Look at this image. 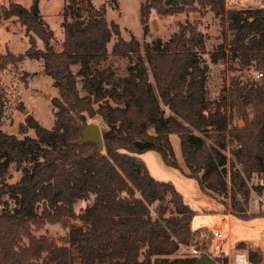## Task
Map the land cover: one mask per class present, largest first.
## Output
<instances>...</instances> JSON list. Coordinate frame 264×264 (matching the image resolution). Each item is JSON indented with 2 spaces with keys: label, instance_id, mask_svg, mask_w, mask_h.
<instances>
[{
  "label": "trees",
  "instance_id": "16d2710c",
  "mask_svg": "<svg viewBox=\"0 0 264 264\" xmlns=\"http://www.w3.org/2000/svg\"><path fill=\"white\" fill-rule=\"evenodd\" d=\"M81 1L92 6V0H66L61 51L52 46L54 32L39 15L18 4H11L8 11L33 36L24 55L1 56V65L25 56L43 58L59 96L54 99L52 129L32 116L27 127L35 137L21 139L0 127V200L7 194L17 204L0 211V264H75L69 248L35 233L38 224L69 227L70 219L81 225L70 226L65 241L79 249L82 264H198L209 255L212 241L199 244L192 229L196 212L171 182L156 180L139 155L157 151L167 166L196 179L205 195H230L239 218H254L246 209L253 180L259 183L255 190L260 195L264 188V77L249 83L232 79L227 96L212 111L206 92L207 36L198 22L181 24L167 41L156 37L142 45L135 38L124 39L120 25L102 13L81 19ZM153 10L161 16L184 12L220 16L234 34L228 49L220 46L222 52L228 50L233 59L246 64L255 60L257 69L264 71V6L229 9L226 0H144L140 22L145 35L151 33ZM110 55L130 61L136 55V72L116 80L112 68L99 69ZM211 57L216 60V54ZM73 65H80L78 73ZM79 76L85 95L78 88ZM227 104L244 126H229L222 112ZM5 109L0 88V126ZM96 116L105 124L103 151L96 143H81L82 127ZM174 136L183 165L175 154ZM13 162L28 166L21 179L10 184L5 174ZM78 201L88 202L79 214L74 210ZM193 244L205 251L170 258L181 246ZM240 248L246 245L241 243ZM246 249L252 264H262L259 250ZM214 259L228 264L226 257Z\"/></svg>",
  "mask_w": 264,
  "mask_h": 264
},
{
  "label": "rangeland",
  "instance_id": "374dc122",
  "mask_svg": "<svg viewBox=\"0 0 264 264\" xmlns=\"http://www.w3.org/2000/svg\"><path fill=\"white\" fill-rule=\"evenodd\" d=\"M35 2H38L39 17L54 32L51 40L52 46L55 50L61 51L64 43V28L62 25L64 9L67 5L66 0H0V5L3 8V14L0 16V88L4 92L6 101L5 115L0 127L3 131L15 134L21 139L26 136L35 137L34 130L27 127L29 116H32L46 128H53L56 120L54 99L59 96L58 89L54 86V80L47 74L43 58L32 59L25 56L15 64L1 65L4 62L1 56L8 53L14 56L24 55L31 46L30 38L33 36L32 33L27 32L26 27L17 16L8 13L11 4L21 5L32 13ZM143 2L144 0H92V6L89 7L85 1H81L80 6L83 8L81 19L87 20L102 13L109 22H116L120 25L124 39L129 41L135 38L142 45L153 41L156 37L167 41L174 33L179 31L181 24L198 22L200 30L207 36L206 46L209 53L204 56L208 65L206 92L212 111L227 96L232 79H239L243 83L258 80L255 73L258 70L255 60L246 64L240 59H233L232 53L228 50L222 52L220 46L223 45L228 49L230 40L234 37L226 20H222L220 16H216L212 12H208L204 16H200L198 12L161 16L153 10L149 20L151 33L145 35L140 22V9ZM258 6H264V0H229L227 4L229 9L231 7L247 9ZM76 20L77 18L69 19L71 22ZM36 42L40 49H44V44L40 39L36 38ZM115 42L116 38L114 37L109 43L110 50ZM212 54H216V60H213ZM137 64L136 55H132L131 61L127 58L110 55L99 63L98 68L110 67L114 70L115 79L122 80L129 77L132 72H136ZM79 68L80 65L72 66L74 73H78ZM82 86V77L79 76L78 88L81 94L85 95ZM97 106L95 104V108ZM222 112L226 114L229 126L245 125L243 120H238L235 111L229 104L223 106ZM250 115L253 116L251 110ZM87 123H95L101 130L105 128V124L99 116L87 118ZM14 130H17V132L14 133ZM151 132L154 133L153 130ZM172 141L175 154L180 164L183 165L179 140L174 136ZM229 150L226 152L230 166L232 156ZM139 157L145 162L150 174L156 180L171 182L176 190L183 195L185 203L196 212L192 221V229L196 232L198 238L200 231L219 230L226 237L223 249L226 254L230 249L233 251L239 250V244L244 243L246 248L260 251L262 264H264V188L261 195L255 190L256 185L259 184L257 179L253 180L255 187L251 190L246 209L247 215L254 218L246 220L239 218L232 211L230 195L227 197L224 195L212 197L205 195L196 179L188 178L180 170L167 166L157 151L150 150L140 154ZM25 166H28V164L11 163L5 174L6 181L10 184L18 182L23 176ZM228 178L230 180V175ZM87 204L86 201H78L74 206L75 212L77 214L81 213ZM16 206L15 199L7 194L0 200V211L4 208H14ZM169 206L173 208L171 203H169ZM69 224L70 226H80L81 222L70 219ZM70 226L65 227L61 223H41L36 226L35 233L38 236H50L60 246H66L74 256V263L82 264L79 249L65 241L71 229ZM63 241H65L64 244ZM198 241L201 245L205 243L202 241L206 240L199 238ZM142 248L145 249L146 247L143 246ZM246 248H240V250L248 253ZM204 251V247L201 249L196 244L183 245L170 258L199 256Z\"/></svg>",
  "mask_w": 264,
  "mask_h": 264
},
{
  "label": "built area",
  "instance_id": "2783aa9c",
  "mask_svg": "<svg viewBox=\"0 0 264 264\" xmlns=\"http://www.w3.org/2000/svg\"><path fill=\"white\" fill-rule=\"evenodd\" d=\"M256 78L262 79L264 77V71L256 70ZM199 238L202 240H211V246L209 250V255L211 257H226L228 259V264H252L248 253L243 250L233 251L230 249L228 254L224 252V244L226 241L225 235L219 230H209V231H200ZM216 254V256H214ZM217 254H219L217 256Z\"/></svg>",
  "mask_w": 264,
  "mask_h": 264
},
{
  "label": "water",
  "instance_id": "95a60500",
  "mask_svg": "<svg viewBox=\"0 0 264 264\" xmlns=\"http://www.w3.org/2000/svg\"><path fill=\"white\" fill-rule=\"evenodd\" d=\"M3 14V8L0 5V16ZM33 14L38 15V2H35L33 7ZM45 73V71H44ZM17 130H14V133ZM85 142H93L98 145L100 151H103V137H102V130L101 128L95 123H86L82 127V141L81 143ZM198 264H218L213 257L210 255H204L200 258Z\"/></svg>",
  "mask_w": 264,
  "mask_h": 264
},
{
  "label": "crops",
  "instance_id": "0c3cea01",
  "mask_svg": "<svg viewBox=\"0 0 264 264\" xmlns=\"http://www.w3.org/2000/svg\"><path fill=\"white\" fill-rule=\"evenodd\" d=\"M239 1V0H238ZM226 2H227V4H228V2H229V0H226ZM232 4V3H231ZM231 8H233V7H231Z\"/></svg>",
  "mask_w": 264,
  "mask_h": 264
}]
</instances>
